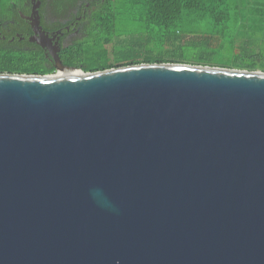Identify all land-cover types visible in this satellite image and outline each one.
<instances>
[{"label":"water","instance_id":"95a60500","mask_svg":"<svg viewBox=\"0 0 264 264\" xmlns=\"http://www.w3.org/2000/svg\"><path fill=\"white\" fill-rule=\"evenodd\" d=\"M0 72V264H264V71Z\"/></svg>","mask_w":264,"mask_h":264},{"label":"trees","instance_id":"16d2710c","mask_svg":"<svg viewBox=\"0 0 264 264\" xmlns=\"http://www.w3.org/2000/svg\"><path fill=\"white\" fill-rule=\"evenodd\" d=\"M72 1L75 0H59L58 4ZM29 3V0H0V18L16 6L23 8ZM96 6V16L89 22L86 34L70 47L71 52L65 60L66 65L86 72L144 62L189 63L151 54L144 58L118 49V45L122 47L126 41H132L120 32L122 28L118 21L124 16L141 18L146 25L153 27L152 31L159 30V34L149 33L147 36L151 43L153 39L163 40V43L173 42L179 39L178 31L193 25L199 29L217 28L218 32L230 38V42H234L233 46L238 45L252 55L254 45L235 42L243 36L240 31L249 25L256 34H264V0H97ZM245 6L249 9L243 10ZM16 45L8 40H0V72L50 74L55 71L41 51ZM256 59L264 62V53L252 57V63L243 62L235 68L264 71Z\"/></svg>","mask_w":264,"mask_h":264},{"label":"flooded vegetation","instance_id":"af4514ba","mask_svg":"<svg viewBox=\"0 0 264 264\" xmlns=\"http://www.w3.org/2000/svg\"><path fill=\"white\" fill-rule=\"evenodd\" d=\"M0 18V40H8L44 54L48 65L63 63L71 46L84 37L89 22L96 16L97 0H29ZM54 71V72H55ZM53 73V72H52ZM50 73V74H52Z\"/></svg>","mask_w":264,"mask_h":264},{"label":"rangeland","instance_id":"374dc122","mask_svg":"<svg viewBox=\"0 0 264 264\" xmlns=\"http://www.w3.org/2000/svg\"><path fill=\"white\" fill-rule=\"evenodd\" d=\"M248 9L249 7L245 6L243 10ZM118 23L122 28L120 32L124 34L123 37L132 40L126 41L125 46L118 45L120 47L118 49L135 53L144 58L151 54L167 60H183L189 63L235 68L243 62L252 63V57H256L261 52L264 53V34H256L254 28L249 25L240 31L243 36L235 42L254 45L252 55L247 54V50L241 49L238 45L233 46L234 42H230V38L218 32L217 28L199 29L197 26L189 25L176 33L179 39L173 42L163 43L161 42L163 40L153 39L154 41L151 43L147 36L149 33L151 35L159 34V30L152 31L153 27L146 25L141 18L136 19L133 15L126 16V18L124 16L119 19ZM208 36H212V38H207ZM255 61L259 67L264 68V62L258 59ZM60 72L63 71L56 70L52 74H60Z\"/></svg>","mask_w":264,"mask_h":264},{"label":"bare ground","instance_id":"6f19581e","mask_svg":"<svg viewBox=\"0 0 264 264\" xmlns=\"http://www.w3.org/2000/svg\"><path fill=\"white\" fill-rule=\"evenodd\" d=\"M63 72H60L61 75H65V74H80L81 72L79 70H73V69H65L62 70Z\"/></svg>","mask_w":264,"mask_h":264}]
</instances>
